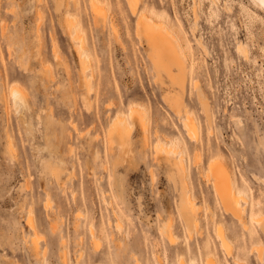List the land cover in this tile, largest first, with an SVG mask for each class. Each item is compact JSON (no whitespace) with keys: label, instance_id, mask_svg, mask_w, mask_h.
Here are the masks:
<instances>
[{"label":"rangeland","instance_id":"1","mask_svg":"<svg viewBox=\"0 0 264 264\" xmlns=\"http://www.w3.org/2000/svg\"><path fill=\"white\" fill-rule=\"evenodd\" d=\"M142 1L189 41L180 101L196 137L170 106L175 84L157 74L125 0H98L105 19L97 22L89 0H63L60 10L54 0H0V264H204L202 241L217 246L213 228L231 224L207 176L214 157L244 183L254 214H264V9L253 0ZM65 16L84 31L86 66ZM12 84L25 104L14 107ZM130 104L144 108L147 141L137 121L127 137L109 138L113 116ZM255 236L244 237L245 264L256 262L253 243L264 257V236ZM217 249L214 259L229 263Z\"/></svg>","mask_w":264,"mask_h":264},{"label":"bare ground","instance_id":"2","mask_svg":"<svg viewBox=\"0 0 264 264\" xmlns=\"http://www.w3.org/2000/svg\"><path fill=\"white\" fill-rule=\"evenodd\" d=\"M125 1L131 13L134 14L135 16V35L136 37H138L139 40L143 42V44L146 45L147 49L149 50L148 57L153 67L157 70V74L158 75L162 73L165 74L166 75L165 77L169 78V80L173 84H175L176 88L174 89V94L168 97L170 106L174 111L178 112L179 115L182 114V119H181L182 126L187 130V132L190 135H192V138L194 136L196 137L195 134L197 132L195 130L196 122L194 121L188 109H186L185 105H181V101H180V92L183 90L185 85V72H186V67L188 65V63L186 64V59L190 51L189 41L187 40V38L184 36L183 32L179 28H175L167 13L158 12L156 9H154L152 5L148 4L146 1H145L146 3H144L142 0H125ZM253 1L257 4L256 6H259L260 8L264 9V0H253ZM54 2L56 6L55 8L57 10H60L59 8L63 0H54ZM89 3L91 9L95 13L93 18L94 22H97L98 20L104 21L105 14L102 9L103 4L101 6L98 0H89ZM193 14L195 15V12ZM98 16H100V18H98ZM64 19H65L64 23L66 25V28L70 32L69 34L74 39L76 38L75 39V41L77 42L76 43L77 47H75L77 48L76 53H78L77 55L81 58L82 66H86L84 64V62L86 63L87 61V60L85 61L84 58V54H86L85 45H84L85 40L83 42L85 35L84 31L78 25V23L74 22L73 19H70V17L68 18V16L67 17L65 16ZM110 29L111 31L116 32L117 28L114 23H110ZM195 42L200 43V39L195 38ZM204 49L205 48H203V50ZM236 51L243 54L244 57L248 56L247 47L241 41H238V43L236 44ZM24 64L23 67L25 68ZM45 71H46V76L48 77L47 73L51 74L49 73L50 72L49 68L47 67ZM8 91L12 97L14 107L15 106L18 107L19 105L21 106V104L26 103L24 90L21 88V86H19V84L10 85ZM165 99L167 100V98ZM143 109L138 105L130 104L127 108V113L125 116L123 114H115L111 120L110 128L108 130L109 138L112 139L113 135H116L118 137H127L129 135L132 123L134 121H137L142 130L143 139L147 141L148 124ZM206 112L208 111L206 110L205 114L207 116V119L210 121L209 114ZM120 140L123 139L120 138ZM171 142H173L170 143L171 148L173 149L176 148V145H173L174 141ZM157 146L158 147L160 146L161 149L164 148V151L165 150L168 151V145L165 146L164 142L160 139H158L157 141L156 147ZM180 153L181 152H179V154ZM178 158L180 159H177L176 156L177 160H174V166L177 171L181 169L183 170V161H181L182 160L181 157ZM223 163L224 162H222L218 157L212 158L207 165V176H210V178L212 179L213 190L215 194L218 196L221 206L226 212L230 214L231 224L229 227L228 226L225 227V225L218 223L213 228L215 238L217 239L216 242L217 246H214L213 243L209 242V240L205 237V239L201 243V249L199 247V251H200L199 253L200 255L204 256L205 259L204 264H219L218 259L217 258L214 259V256L216 255L213 256V253L215 252L216 248L221 249L224 257H227L231 260L228 263V261L224 259L225 264H245L244 258H246L247 253L244 248V244L246 243V242L244 243V237L247 234L248 236L250 235L252 236L253 233H256L257 237L261 235L264 236V216H263L264 214L263 213L254 214L253 212L254 209L252 208V205L254 204V206H256L257 203L256 204L253 203V197L247 195L245 191L246 188L243 186L244 183L241 182L240 184H238L236 180L229 174V171L226 170L227 168L224 167ZM244 203H247L248 205L251 206V208L249 209V213L251 216L249 217L253 218L254 221L257 218L258 220L257 222H259V229L257 230L258 233L256 232V230H253L251 226L249 228L246 225L247 223H245L244 219L246 217L244 218L243 215L246 207ZM183 205L186 207L183 208L184 214L187 219L186 222H188V224L196 222V215L194 211L193 202L190 199H184ZM26 220H27L26 223L28 224L30 229L34 230L35 224L33 217L30 214H28ZM117 222L119 221L117 220ZM247 222L249 224L248 219ZM115 225L117 226V224ZM118 227H120V225H118ZM231 233H232V237L230 236ZM234 238L236 242L232 240ZM173 239H174L173 236L169 234V240H171L172 242ZM36 242H37L36 236H34L32 238V246L35 251H37ZM253 244L255 245L256 248L255 254L253 255L254 256L253 260L256 259L255 260L256 262L257 261L262 262L264 258V257L262 258V251L260 249V246L262 244L259 242L257 244L255 243ZM253 244H251L250 246H252ZM259 244L261 245L259 246ZM94 245L97 246L98 242L94 241ZM249 250L252 251V248H250ZM250 260L251 259H249V261ZM246 262L248 263V261ZM256 262L254 264H256ZM134 263L140 264V262L136 257H134ZM178 264H198V262L191 261L185 263L183 261V258H180L178 260Z\"/></svg>","mask_w":264,"mask_h":264}]
</instances>
